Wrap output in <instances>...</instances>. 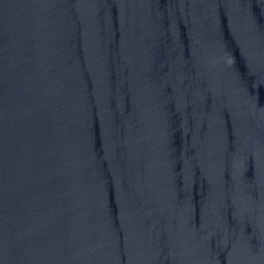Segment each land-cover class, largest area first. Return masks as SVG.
Listing matches in <instances>:
<instances>
[{"label": "water", "instance_id": "obj_1", "mask_svg": "<svg viewBox=\"0 0 264 264\" xmlns=\"http://www.w3.org/2000/svg\"><path fill=\"white\" fill-rule=\"evenodd\" d=\"M0 264H264V0H0Z\"/></svg>", "mask_w": 264, "mask_h": 264}]
</instances>
